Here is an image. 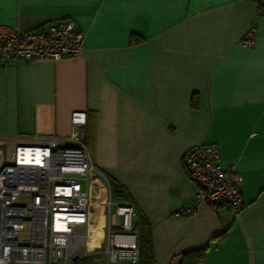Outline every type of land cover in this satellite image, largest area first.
<instances>
[{"label":"crops","instance_id":"0c3cea01","mask_svg":"<svg viewBox=\"0 0 264 264\" xmlns=\"http://www.w3.org/2000/svg\"><path fill=\"white\" fill-rule=\"evenodd\" d=\"M62 19L82 53L0 68V136L65 137L83 111L92 164L134 205L137 264H264V11L252 0H0V25L18 31ZM195 144L216 146L242 178L240 213L206 203L174 215L198 191L183 166ZM91 218L100 237L104 218Z\"/></svg>","mask_w":264,"mask_h":264},{"label":"built area","instance_id":"2783aa9c","mask_svg":"<svg viewBox=\"0 0 264 264\" xmlns=\"http://www.w3.org/2000/svg\"><path fill=\"white\" fill-rule=\"evenodd\" d=\"M253 2L264 11V0ZM254 34L252 27L242 43L252 46ZM82 45L83 35L69 19L27 31L0 25V68L73 58ZM86 126V113L76 111L65 137L0 136V264H70L94 254L104 264L138 263L134 205L112 199L109 182L92 164L83 140ZM183 166L198 191L174 215L194 217L206 203L242 211V178L233 165L221 163L216 146L193 145ZM101 212L104 248L92 251L91 215Z\"/></svg>","mask_w":264,"mask_h":264},{"label":"rangeland","instance_id":"374dc122","mask_svg":"<svg viewBox=\"0 0 264 264\" xmlns=\"http://www.w3.org/2000/svg\"><path fill=\"white\" fill-rule=\"evenodd\" d=\"M112 199L114 200L115 198L112 197ZM113 214L114 211L112 210V218H113ZM94 216H102L103 214L101 213H96V214H92ZM104 218V217H103ZM101 237V235H100ZM100 237H90L88 240V248L89 250L92 249V251H100L101 249L104 248V238H100ZM71 264V263H70ZM77 264H104V259L100 254H94L88 258H82L78 261ZM123 264V263H122Z\"/></svg>","mask_w":264,"mask_h":264},{"label":"trees","instance_id":"16d2710c","mask_svg":"<svg viewBox=\"0 0 264 264\" xmlns=\"http://www.w3.org/2000/svg\"><path fill=\"white\" fill-rule=\"evenodd\" d=\"M254 1V0H252ZM110 185V184H109ZM111 190H112V194H113V197L115 199H118V200H124V201H128L129 199L127 198V195L125 194L124 190L120 189V188H117V187H113L112 185V182H111ZM78 259L77 260H74L71 262V264H77L78 263Z\"/></svg>","mask_w":264,"mask_h":264},{"label":"bare ground","instance_id":"6f19581e","mask_svg":"<svg viewBox=\"0 0 264 264\" xmlns=\"http://www.w3.org/2000/svg\"><path fill=\"white\" fill-rule=\"evenodd\" d=\"M95 229H94V224L92 225V227H91V233H90V236H92V235H94L95 234ZM89 236V237H90Z\"/></svg>","mask_w":264,"mask_h":264}]
</instances>
